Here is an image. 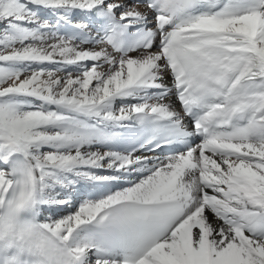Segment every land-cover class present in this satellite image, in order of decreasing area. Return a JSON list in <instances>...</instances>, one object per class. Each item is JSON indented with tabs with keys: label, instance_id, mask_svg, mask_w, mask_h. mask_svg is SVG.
Here are the masks:
<instances>
[{
	"label": "snow or ice",
	"instance_id": "6c2138e0",
	"mask_svg": "<svg viewBox=\"0 0 264 264\" xmlns=\"http://www.w3.org/2000/svg\"><path fill=\"white\" fill-rule=\"evenodd\" d=\"M0 264H264V0H0Z\"/></svg>",
	"mask_w": 264,
	"mask_h": 264
},
{
	"label": "bare ground",
	"instance_id": "6f19581e",
	"mask_svg": "<svg viewBox=\"0 0 264 264\" xmlns=\"http://www.w3.org/2000/svg\"><path fill=\"white\" fill-rule=\"evenodd\" d=\"M85 189H83V191H84Z\"/></svg>",
	"mask_w": 264,
	"mask_h": 264
}]
</instances>
